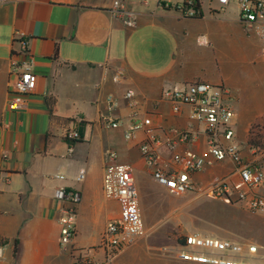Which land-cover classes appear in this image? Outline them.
I'll use <instances>...</instances> for the list:
<instances>
[{"label":"crops","instance_id":"1","mask_svg":"<svg viewBox=\"0 0 264 264\" xmlns=\"http://www.w3.org/2000/svg\"><path fill=\"white\" fill-rule=\"evenodd\" d=\"M188 1L195 2L0 3V264H68L80 251L100 259L99 236L106 221L118 215L117 204L105 201L101 193L107 153L115 151L117 162L129 165L135 179L148 177L153 182L138 148L146 129L126 140V125L148 117L150 134L156 137L189 124L194 130L202 129L188 119L187 107L173 114L162 93L185 82L217 85L216 68L235 71L244 31L235 3L219 10L216 0H197L198 14L184 16ZM22 46L32 59L36 84L25 107L10 111L8 83L14 79L10 59L22 57ZM127 89L138 102L135 108L123 99ZM107 96L113 97L115 106L105 104ZM107 120L117 121L118 126L109 128ZM66 130H75L78 138L65 139ZM245 137L246 129L242 133L236 129L243 154ZM204 148V136L198 134L194 143H179L175 150L205 154ZM170 154L164 144L158 147L160 160L169 159ZM231 171L230 162L224 161L193 178L205 184ZM59 189L80 197L75 205L76 234L64 249L59 244L60 218L68 202L55 198ZM259 215L264 221V213ZM256 246V254L245 256L247 260L241 255L230 259L264 264V241ZM112 264L126 263L116 258ZM165 264L200 263L175 259Z\"/></svg>","mask_w":264,"mask_h":264},{"label":"built area","instance_id":"2","mask_svg":"<svg viewBox=\"0 0 264 264\" xmlns=\"http://www.w3.org/2000/svg\"><path fill=\"white\" fill-rule=\"evenodd\" d=\"M219 10L235 3L238 7V19L242 26L252 30L256 36L261 54L264 55V0H216ZM7 0H0L6 3ZM194 2L185 3L184 16H195ZM117 8L120 7L115 2ZM132 25L131 20H127ZM22 57L10 59V74L14 77L8 83L7 109L17 111L26 105L28 95L36 84V75L32 71V59L21 47ZM162 96L170 103L173 114H179L182 107L188 108V119L202 129L194 130L189 124L185 129H170L162 137L150 134V119L130 121L124 130V138L131 139L134 134L145 128V138L138 148L145 166L150 171L153 182L170 195L183 196L191 193L195 196L215 200H225L239 204L246 211L259 215L264 213V150L249 148L242 153L236 141L235 110L231 104L229 91L221 85L203 81L185 82L167 88ZM123 99L131 108L138 104L131 89L123 94ZM105 104L115 106L111 96L105 98ZM134 114L133 116H136ZM109 128H116L117 121L107 120ZM198 134L204 136L205 154H197L185 149L177 152L179 143H194ZM65 139L78 138L75 130H66ZM164 144L170 154L162 161L158 156V147ZM246 145V143H245ZM230 162L232 171L221 179L205 184L196 183L193 176L215 163ZM78 176V180L82 178ZM58 178H63L58 175ZM101 193L105 201H114L118 215L108 219L99 236L98 247L101 258L94 259L87 252L80 251L68 264H112L116 257L132 246L144 234V222L141 216L136 179L131 167L117 162L115 151H109L101 179ZM55 198L67 201L60 218L59 244L64 249L75 237V205L79 202L78 193L59 189ZM184 244L177 251V259L200 264H252L247 261H233L231 256H253L257 246L244 241H231L188 233L183 237ZM0 246V256H1ZM215 252L222 253L216 255Z\"/></svg>","mask_w":264,"mask_h":264},{"label":"rangeland","instance_id":"3","mask_svg":"<svg viewBox=\"0 0 264 264\" xmlns=\"http://www.w3.org/2000/svg\"><path fill=\"white\" fill-rule=\"evenodd\" d=\"M241 27L244 44L235 59V71L224 73L216 68L215 77L217 85L231 95V104L240 119L238 122L235 117V129L241 133L246 129L247 133L254 125L264 130V55L252 30ZM243 148L246 153L245 143ZM136 187L144 234L116 257L126 264H154L157 260L159 264L172 263L182 245L180 240L188 233L254 245L264 241L261 215H254L237 203L191 193L170 195L149 183L148 177L136 179ZM142 259L145 261L140 262Z\"/></svg>","mask_w":264,"mask_h":264},{"label":"trees","instance_id":"4","mask_svg":"<svg viewBox=\"0 0 264 264\" xmlns=\"http://www.w3.org/2000/svg\"><path fill=\"white\" fill-rule=\"evenodd\" d=\"M196 1L197 0H195L194 2L193 8L195 11L198 12V3ZM47 106H48L49 115L52 116V112H53V100L52 99L49 98L47 100ZM245 143L249 148H254L258 150H261V147L264 148V130L260 129L257 125H254L253 127H249L246 133ZM180 243L183 245L184 240L181 239Z\"/></svg>","mask_w":264,"mask_h":264}]
</instances>
